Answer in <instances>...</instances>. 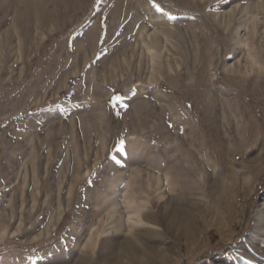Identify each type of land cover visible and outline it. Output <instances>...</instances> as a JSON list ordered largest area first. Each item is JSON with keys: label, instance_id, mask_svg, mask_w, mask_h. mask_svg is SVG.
<instances>
[{"label": "rangeland", "instance_id": "obj_1", "mask_svg": "<svg viewBox=\"0 0 264 264\" xmlns=\"http://www.w3.org/2000/svg\"><path fill=\"white\" fill-rule=\"evenodd\" d=\"M0 264H264V0H0Z\"/></svg>", "mask_w": 264, "mask_h": 264}, {"label": "bare ground", "instance_id": "obj_2", "mask_svg": "<svg viewBox=\"0 0 264 264\" xmlns=\"http://www.w3.org/2000/svg\"><path fill=\"white\" fill-rule=\"evenodd\" d=\"M146 7V6H145ZM151 8V7H150ZM149 8V9H150ZM149 9H146V10H148V12H149V14H150V17L152 18V19H159L160 18V16L158 15L157 17L155 16V15H153V13L149 10ZM144 11H145V9H144ZM40 24V23H39ZM156 24V23H155ZM152 25V24H151ZM157 25V24H156ZM155 25V26H156ZM156 30V29H155ZM158 31V30H157ZM156 31V32H157ZM135 201V200H134ZM140 212H141V210L140 209H137L136 210V215L137 216H140ZM136 220V222H138V223H140V224H143L144 223V221L141 219V216L139 217V218H137V219H135Z\"/></svg>", "mask_w": 264, "mask_h": 264}]
</instances>
